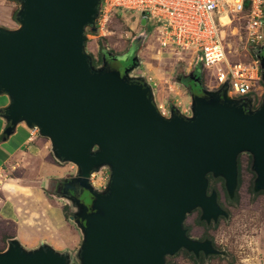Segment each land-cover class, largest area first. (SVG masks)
I'll return each instance as SVG.
<instances>
[{
  "label": "water",
  "instance_id": "1",
  "mask_svg": "<svg viewBox=\"0 0 264 264\" xmlns=\"http://www.w3.org/2000/svg\"><path fill=\"white\" fill-rule=\"evenodd\" d=\"M14 1L20 26H0L5 134L21 123L38 129L56 160L76 167L69 186L89 203L72 199L70 220L82 233L75 256L11 239L0 264H167L182 249L220 254L210 241L191 240L184 224L197 209L208 224L227 217L209 176L223 178L233 197L242 154L252 156L255 189L264 191V100L255 107L253 98H235L227 82L193 94L191 116H165L153 86L129 77L137 67L93 65L87 30L97 33L102 0ZM260 62L264 83V55ZM102 169L109 182L99 191L91 179Z\"/></svg>",
  "mask_w": 264,
  "mask_h": 264
},
{
  "label": "rangeland",
  "instance_id": "2",
  "mask_svg": "<svg viewBox=\"0 0 264 264\" xmlns=\"http://www.w3.org/2000/svg\"><path fill=\"white\" fill-rule=\"evenodd\" d=\"M16 6L18 12L20 3H16ZM16 16L17 13L14 22L19 27ZM142 18L138 13L120 12L109 22L107 30L93 35L88 29L86 50L93 58V65L96 68L102 67V57L109 55L120 58L122 65L127 69L133 59H136L134 64L139 74L151 78L156 84L157 102L164 105L169 114L172 109H176L185 116H191L192 90L189 78L196 74L195 64L193 65L190 54L180 55L179 52L163 51L160 55L151 23L149 22L147 27L144 26ZM244 26L245 20L238 18L227 32L225 44H229L226 49L230 63L250 59L244 55ZM262 46L264 48V44ZM201 62L202 59L199 58L197 65L201 66ZM200 76L204 89L218 90L210 70L203 71ZM129 77L135 79L132 73ZM254 100L258 106L264 97L259 98L256 95ZM240 159L241 170L233 197L228 194L223 178L212 176V187L209 188V194L217 192L219 205L227 212V217H221L217 222L208 224L201 219L202 211L198 209L187 216L184 224L185 228L191 229L195 222L198 225L196 235L202 239L208 238L221 253L196 258L186 251H180L167 257V264H264V191L255 189L257 174L253 170L252 156L246 153L242 154ZM67 166L70 175H74L72 166ZM9 177L8 175V179ZM108 182L109 171L102 169L92 184L96 190L103 191ZM68 211L67 215L69 212L71 214V210ZM72 225L80 232L75 222Z\"/></svg>",
  "mask_w": 264,
  "mask_h": 264
},
{
  "label": "crops",
  "instance_id": "3",
  "mask_svg": "<svg viewBox=\"0 0 264 264\" xmlns=\"http://www.w3.org/2000/svg\"><path fill=\"white\" fill-rule=\"evenodd\" d=\"M16 3L0 0L1 27L17 29L14 22ZM137 69L132 74L135 78L142 76L151 84L157 105L164 106L157 102L156 84ZM8 105L9 98L0 95V112ZM7 127V121L0 114V252L7 249L11 239H17L29 250L47 244L58 252L75 256L81 246L82 233L70 220L72 202L59 196L55 185L72 180L76 167L57 161L50 141L24 123L10 136L5 134ZM67 165L72 166L74 175H70ZM67 210H71V214L68 211L70 215Z\"/></svg>",
  "mask_w": 264,
  "mask_h": 264
},
{
  "label": "built area",
  "instance_id": "4",
  "mask_svg": "<svg viewBox=\"0 0 264 264\" xmlns=\"http://www.w3.org/2000/svg\"><path fill=\"white\" fill-rule=\"evenodd\" d=\"M123 11L147 16L160 55L163 51L190 54L193 64L201 58V67L212 72L216 89L228 82L235 98L264 97L260 58L253 55L263 49L264 0H102L97 32L107 30L112 18ZM238 18L245 20L244 55L250 59L230 63L225 41ZM158 108L169 116L164 106Z\"/></svg>",
  "mask_w": 264,
  "mask_h": 264
},
{
  "label": "flooded vegetation",
  "instance_id": "5",
  "mask_svg": "<svg viewBox=\"0 0 264 264\" xmlns=\"http://www.w3.org/2000/svg\"><path fill=\"white\" fill-rule=\"evenodd\" d=\"M261 51L262 50H258L257 53L260 54ZM102 61H103V64L107 63L108 66L110 68H112V69L120 70L122 73H124V71H125V67L122 65V62L120 61V58L109 56V55H104L102 57ZM132 66H136L133 61H132L131 65L128 68H132ZM203 71H205V70L201 66L197 65V63H195V72H196V74H194L193 76H191L189 78L190 82H191L192 95L193 94L202 95V89H204V88L202 87L200 74H202ZM198 88H199V90H198ZM248 155L251 156L250 154H248ZM240 157H241V155L238 158L239 174H240V170H241V159H240ZM70 183H71V179H68V180H65V181H61V182H57L56 185H55L56 193L59 194V196H61L63 198L69 199L71 202H72V199L80 198L82 201H85V202L89 203V201L87 200L88 194L86 192L83 194L82 193V189L78 185L69 186ZM197 211H198V209H197ZM195 212H196V210H195ZM197 226L198 225H196L195 222H194L193 223V227L191 229L185 228L187 230V236L191 240L198 241V242L210 241L208 238L202 239V238H200L199 236L196 235L197 232H198V227ZM212 246H213V248L216 247L215 245H213V243H212ZM181 251L188 252L185 249H182ZM188 253L192 254L196 258H199L201 256H206L204 252H200L199 255H195L193 252H188Z\"/></svg>",
  "mask_w": 264,
  "mask_h": 264
},
{
  "label": "trees",
  "instance_id": "6",
  "mask_svg": "<svg viewBox=\"0 0 264 264\" xmlns=\"http://www.w3.org/2000/svg\"><path fill=\"white\" fill-rule=\"evenodd\" d=\"M125 11H123V12H121V13H124ZM16 13H17V10L15 11V13H14V18H15V15H16ZM120 13V12H119ZM118 13V14H119ZM91 34H93V35H95V33H93V32H91ZM255 57H261V56H263L264 55V50L262 49V51L260 52V54H257V53H255L254 52V54H253ZM261 55V56H260ZM102 61V60H101ZM209 180L211 181L210 182V186H209V188H211L212 187V180H213V177L210 175L209 176Z\"/></svg>",
  "mask_w": 264,
  "mask_h": 264
},
{
  "label": "bare ground",
  "instance_id": "7",
  "mask_svg": "<svg viewBox=\"0 0 264 264\" xmlns=\"http://www.w3.org/2000/svg\"><path fill=\"white\" fill-rule=\"evenodd\" d=\"M224 22H226V20H223Z\"/></svg>",
  "mask_w": 264,
  "mask_h": 264
}]
</instances>
